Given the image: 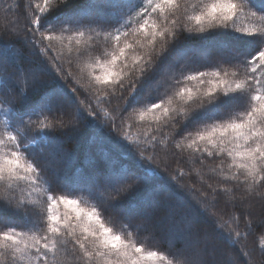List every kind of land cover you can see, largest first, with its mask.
Masks as SVG:
<instances>
[{
	"label": "snow or ice",
	"instance_id": "obj_1",
	"mask_svg": "<svg viewBox=\"0 0 264 264\" xmlns=\"http://www.w3.org/2000/svg\"><path fill=\"white\" fill-rule=\"evenodd\" d=\"M255 228L264 0H0V264H254Z\"/></svg>",
	"mask_w": 264,
	"mask_h": 264
},
{
	"label": "trees",
	"instance_id": "obj_2",
	"mask_svg": "<svg viewBox=\"0 0 264 264\" xmlns=\"http://www.w3.org/2000/svg\"><path fill=\"white\" fill-rule=\"evenodd\" d=\"M105 132L108 131L107 128L104 129ZM87 139H88V134L86 132L81 133L77 139L67 143L65 145L66 150H72L73 147H75L77 153H78V166L83 163L84 156L86 155L88 151V145H87ZM172 163V166L175 167L176 163L174 161H170ZM182 166L187 168V164H183ZM195 179V178H193ZM261 231L260 228H255V230L247 237L245 241H242V244L250 251L253 253V261L254 264H264V255H261L260 249L257 243V235ZM235 255L238 260V264H248L247 258L241 253L240 248L238 247L235 251Z\"/></svg>",
	"mask_w": 264,
	"mask_h": 264
}]
</instances>
